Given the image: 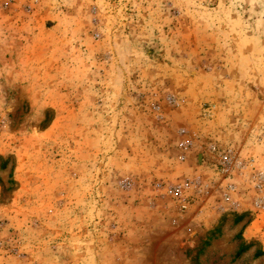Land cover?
I'll use <instances>...</instances> for the list:
<instances>
[{
  "label": "rangeland",
  "instance_id": "obj_1",
  "mask_svg": "<svg viewBox=\"0 0 264 264\" xmlns=\"http://www.w3.org/2000/svg\"><path fill=\"white\" fill-rule=\"evenodd\" d=\"M0 264H264V0H0Z\"/></svg>",
  "mask_w": 264,
  "mask_h": 264
},
{
  "label": "built area",
  "instance_id": "obj_2",
  "mask_svg": "<svg viewBox=\"0 0 264 264\" xmlns=\"http://www.w3.org/2000/svg\"><path fill=\"white\" fill-rule=\"evenodd\" d=\"M225 159H227V155H225ZM170 192H173V190L171 189Z\"/></svg>",
  "mask_w": 264,
  "mask_h": 264
}]
</instances>
